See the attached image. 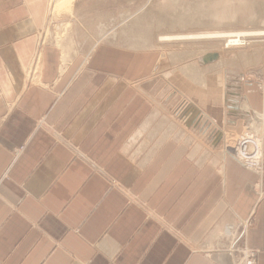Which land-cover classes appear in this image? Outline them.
Listing matches in <instances>:
<instances>
[{
    "label": "crops",
    "instance_id": "obj_1",
    "mask_svg": "<svg viewBox=\"0 0 264 264\" xmlns=\"http://www.w3.org/2000/svg\"><path fill=\"white\" fill-rule=\"evenodd\" d=\"M96 4L0 0V264H264V57L238 89L256 174L209 114L151 121L159 57L115 44ZM54 20L63 43L44 42Z\"/></svg>",
    "mask_w": 264,
    "mask_h": 264
},
{
    "label": "rangeland",
    "instance_id": "obj_2",
    "mask_svg": "<svg viewBox=\"0 0 264 264\" xmlns=\"http://www.w3.org/2000/svg\"><path fill=\"white\" fill-rule=\"evenodd\" d=\"M101 1L96 10L100 7L103 23L110 21L104 29L114 30L115 44L146 49L159 57L144 84L154 108V124L165 122L167 128L188 125L196 115L187 113L201 110L224 127L222 148L225 146L231 155L239 136L258 132L260 120L240 110L238 102L243 82L262 75L264 37H249L244 45L231 48H224L219 39H160L262 30L264 0H121L117 7L110 0ZM54 2V17L58 19L72 0ZM85 8L91 12L94 7ZM63 32L62 23L54 20L44 42L53 38L56 43L65 42L69 35ZM211 54L215 60L207 59Z\"/></svg>",
    "mask_w": 264,
    "mask_h": 264
},
{
    "label": "built area",
    "instance_id": "obj_3",
    "mask_svg": "<svg viewBox=\"0 0 264 264\" xmlns=\"http://www.w3.org/2000/svg\"><path fill=\"white\" fill-rule=\"evenodd\" d=\"M231 150L243 168L256 174L262 172L261 139L257 132L239 136ZM243 264H256L255 253H245Z\"/></svg>",
    "mask_w": 264,
    "mask_h": 264
},
{
    "label": "bare ground",
    "instance_id": "obj_4",
    "mask_svg": "<svg viewBox=\"0 0 264 264\" xmlns=\"http://www.w3.org/2000/svg\"><path fill=\"white\" fill-rule=\"evenodd\" d=\"M253 36L263 38L264 37V29L258 30V31L235 32V33H233V32H217V33H206V34H189L186 36H183V35L182 36H169V37L163 36L160 40L165 41V40H176V39H188V40H190V39H206V40L207 39H219V40H223V42H224L223 47L224 48H231V47H238V46L244 45L246 43L245 42L246 39H248L249 37H253ZM213 55L214 54H211L210 56L213 57ZM215 59H216V57L213 58V60H215ZM214 81H213V83H214Z\"/></svg>",
    "mask_w": 264,
    "mask_h": 264
},
{
    "label": "water",
    "instance_id": "obj_5",
    "mask_svg": "<svg viewBox=\"0 0 264 264\" xmlns=\"http://www.w3.org/2000/svg\"><path fill=\"white\" fill-rule=\"evenodd\" d=\"M215 57H216V56H214V55H213V57L209 55V56H207V59L212 60V59L215 58ZM204 60L206 61V58H205Z\"/></svg>",
    "mask_w": 264,
    "mask_h": 264
}]
</instances>
